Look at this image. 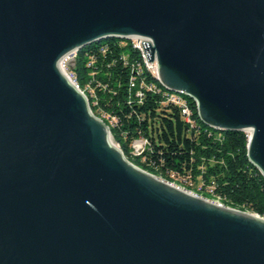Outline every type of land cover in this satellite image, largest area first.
<instances>
[{
	"label": "water",
	"instance_id": "95a60500",
	"mask_svg": "<svg viewBox=\"0 0 264 264\" xmlns=\"http://www.w3.org/2000/svg\"><path fill=\"white\" fill-rule=\"evenodd\" d=\"M130 36L264 176V0H0V264H264V217L133 163L61 67Z\"/></svg>",
	"mask_w": 264,
	"mask_h": 264
},
{
	"label": "trees",
	"instance_id": "16d2710c",
	"mask_svg": "<svg viewBox=\"0 0 264 264\" xmlns=\"http://www.w3.org/2000/svg\"><path fill=\"white\" fill-rule=\"evenodd\" d=\"M102 44L109 46L106 51L99 50ZM126 52L134 56L114 37L92 42L76 51L73 70L79 86L90 82L97 94L93 112L99 115L101 109L119 118L117 126L110 124V132L127 158L198 194L219 196L225 205L264 216V176L247 157L245 132L208 126L191 98L194 125L161 94L147 92L139 102L129 85L132 70L121 58ZM138 136L147 137L149 145L142 155H133L131 142ZM193 182L200 184L192 187Z\"/></svg>",
	"mask_w": 264,
	"mask_h": 264
},
{
	"label": "built area",
	"instance_id": "2783aa9c",
	"mask_svg": "<svg viewBox=\"0 0 264 264\" xmlns=\"http://www.w3.org/2000/svg\"><path fill=\"white\" fill-rule=\"evenodd\" d=\"M119 44L127 46L128 49L134 51V56H131L130 53L126 52L121 55L125 64L130 66L132 70L131 75L129 76V85L131 88H134V96L138 101H142L143 97L147 94V92L161 94L164 97V102H172L179 106L180 112L183 116L185 122L189 123V125H194L195 120L192 117V108L190 106V98L183 91H174L163 86L158 78L156 62L147 60L145 51L143 49L141 40L143 37L141 36H130L127 38H116ZM107 44H102L99 46L100 51H106L108 49ZM76 51L73 50L67 53L61 59V67L63 71L67 74L69 80L74 83L85 95L88 105L92 110V106H98V98L97 94L90 84L87 83L85 87H80L77 80L76 72L73 70V65L75 62ZM192 99V98H191ZM193 100V99H192ZM194 101V100H193ZM100 114H94L100 117L103 121L104 118L109 122L105 123L108 125L110 130V124L113 126H117L120 122L119 118L108 111H103L101 109L98 110ZM247 141L250 136L249 131H244ZM111 133V132H110ZM112 138V135H111ZM113 139V138H112ZM114 141V140H113ZM116 145L119 146L118 143L114 141ZM149 145V140L145 136H138L134 138L131 142V153L133 155H142L145 148ZM126 156V155H125ZM127 157V156H126ZM173 182V181H172ZM177 184L176 182H173ZM181 186L180 184H178ZM184 187V186H182ZM210 189V188H209ZM191 190V189H189ZM192 192H195L191 190ZM197 193V192H196ZM212 200L224 204L220 197L211 198ZM261 217H264L260 215Z\"/></svg>",
	"mask_w": 264,
	"mask_h": 264
},
{
	"label": "rangeland",
	"instance_id": "374dc122",
	"mask_svg": "<svg viewBox=\"0 0 264 264\" xmlns=\"http://www.w3.org/2000/svg\"><path fill=\"white\" fill-rule=\"evenodd\" d=\"M112 140H113V139H112ZM158 176H160V175H158ZM183 182L186 183V182H188V180H186V181L184 180ZM189 182H190V181H189ZM199 184H200V183L193 182V186H192V187H196V186L198 187ZM195 185H196V186H195Z\"/></svg>",
	"mask_w": 264,
	"mask_h": 264
}]
</instances>
